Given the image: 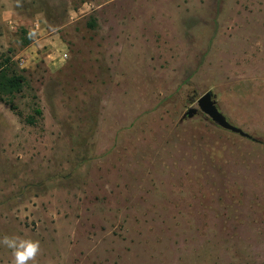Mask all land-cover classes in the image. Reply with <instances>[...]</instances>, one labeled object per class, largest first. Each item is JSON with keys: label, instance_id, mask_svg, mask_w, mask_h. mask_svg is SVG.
I'll list each match as a JSON object with an SVG mask.
<instances>
[{"label": "rangeland", "instance_id": "1", "mask_svg": "<svg viewBox=\"0 0 264 264\" xmlns=\"http://www.w3.org/2000/svg\"><path fill=\"white\" fill-rule=\"evenodd\" d=\"M0 241L28 264H264V0H0ZM236 126L185 117L207 92ZM0 264H14L0 243Z\"/></svg>", "mask_w": 264, "mask_h": 264}, {"label": "water", "instance_id": "2", "mask_svg": "<svg viewBox=\"0 0 264 264\" xmlns=\"http://www.w3.org/2000/svg\"><path fill=\"white\" fill-rule=\"evenodd\" d=\"M201 112L210 117L220 127L239 134L245 138L256 140V138H254L249 132L229 121L226 115L219 108L216 95L212 91L205 93L198 100V107L190 108L185 117L193 118Z\"/></svg>", "mask_w": 264, "mask_h": 264}, {"label": "clouds", "instance_id": "3", "mask_svg": "<svg viewBox=\"0 0 264 264\" xmlns=\"http://www.w3.org/2000/svg\"><path fill=\"white\" fill-rule=\"evenodd\" d=\"M0 243L13 250L14 264H28L30 260H35L40 252L38 240L6 235Z\"/></svg>", "mask_w": 264, "mask_h": 264}, {"label": "trees", "instance_id": "4", "mask_svg": "<svg viewBox=\"0 0 264 264\" xmlns=\"http://www.w3.org/2000/svg\"><path fill=\"white\" fill-rule=\"evenodd\" d=\"M10 62V58H6L3 61L0 58V93L2 97L7 98L14 97V95L22 91L26 81L25 77ZM10 99L7 101L11 102Z\"/></svg>", "mask_w": 264, "mask_h": 264}]
</instances>
